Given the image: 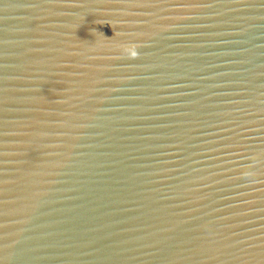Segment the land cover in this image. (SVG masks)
<instances>
[{
    "label": "water",
    "instance_id": "1",
    "mask_svg": "<svg viewBox=\"0 0 264 264\" xmlns=\"http://www.w3.org/2000/svg\"><path fill=\"white\" fill-rule=\"evenodd\" d=\"M0 264H264V0H0Z\"/></svg>",
    "mask_w": 264,
    "mask_h": 264
}]
</instances>
